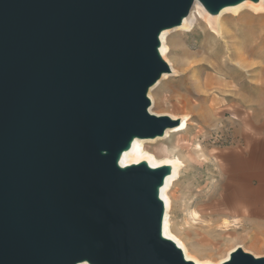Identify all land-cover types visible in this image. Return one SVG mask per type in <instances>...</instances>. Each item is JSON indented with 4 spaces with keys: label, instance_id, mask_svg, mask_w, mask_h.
Instances as JSON below:
<instances>
[{
    "label": "water",
    "instance_id": "1",
    "mask_svg": "<svg viewBox=\"0 0 264 264\" xmlns=\"http://www.w3.org/2000/svg\"><path fill=\"white\" fill-rule=\"evenodd\" d=\"M194 1L0 0V264H194L161 235L169 167L118 165L179 125L147 91L170 72L160 33Z\"/></svg>",
    "mask_w": 264,
    "mask_h": 264
},
{
    "label": "rangeland",
    "instance_id": "2",
    "mask_svg": "<svg viewBox=\"0 0 264 264\" xmlns=\"http://www.w3.org/2000/svg\"><path fill=\"white\" fill-rule=\"evenodd\" d=\"M223 17L214 19L215 32L196 15L184 28L166 34V59L174 73L150 90V110L176 118L187 115L190 120L186 131L146 142L143 153L158 163L181 160L179 175L168 192L169 220L172 233L201 264H216L237 246L255 258L264 257V3L259 12L246 8ZM222 18L224 32L237 35L238 40L247 38L252 55L245 70L227 61L222 47L226 38L219 30ZM208 49L211 54L216 51L211 61L220 72L215 77L232 81V87L221 94L225 104L240 105L243 97L244 105L225 110L216 124L204 127L197 107H206L209 100L200 101L185 90L194 76V60L199 58L193 54ZM217 101L225 109L220 97ZM229 167L234 171L231 185Z\"/></svg>",
    "mask_w": 264,
    "mask_h": 264
},
{
    "label": "bare ground",
    "instance_id": "3",
    "mask_svg": "<svg viewBox=\"0 0 264 264\" xmlns=\"http://www.w3.org/2000/svg\"><path fill=\"white\" fill-rule=\"evenodd\" d=\"M263 3H264V0H257L256 2L251 1V0H243L240 3H237L235 5L223 7L216 14H211L209 11H207V9L198 0H195L192 3V6L189 10L188 15L182 19V22L179 26L171 28V29H165L159 35L158 51H159V54H160L161 58L163 59V61H165L167 63V65L169 66V69H170L169 74L174 73V70H173V67H171L170 63L166 59L167 46L165 45V36L168 32H171V31L176 30V29L184 28L188 22L193 20L192 18L196 17V15H198L202 21L204 19L206 21L205 22L206 25L207 26L210 25L211 28L213 29V31L215 32L216 31L215 28H217V27H214V19L215 18L223 17L227 13H230V14L236 13L237 14V13L244 11L246 8H251V9H253V11L259 12L261 9H263ZM223 18L219 21V30H220V34L222 36H224V38H226V41L224 42L222 47L224 48L225 53L227 54V61H231V62L235 61L236 64L239 66V68L245 70L246 69V60L248 59V57H250L252 55L251 51L247 50V38H243L241 40H238L237 35L228 34V33L224 32V27H223V22H222ZM252 22H254V21H252ZM246 25L248 26L247 23H245L243 26L247 27ZM254 25H255V22L253 23V26ZM253 26H251V28ZM237 45L240 47L239 49H236L235 46H237ZM216 51L218 52L219 48H217ZM212 52H214V51H212ZM215 52L211 54V50L208 49V50H205L203 52H196L193 54L194 57H199V58H197V60H194L195 61L194 66L192 67L194 76L192 77L190 87L185 90L186 93H188V94H192V95L196 94L195 96L200 101H207V99L209 100V103L206 107L202 106V105H199L197 107V110H198L197 118L199 119V121L202 123V125L204 127H209V125H211V124L213 126L214 123L216 124L220 120L219 119L220 114L222 112H224L225 110L233 111L235 107H238L239 109H243L242 106L244 105L243 97L240 98V101H241L240 105L239 104L236 105L234 103L229 104V105L225 104L224 99L221 97V94L226 92L225 89H230L232 87V85H231L232 81H226L219 76L215 77L216 76L215 73L220 72V71L218 72V70H220L217 68L218 65L214 64V62L211 61V60H214L213 56L215 55ZM202 73H203V76L201 78ZM169 74L168 73L162 74L160 79L153 86H151L149 88V90L147 91V97L149 100H150V98H149L150 90L162 78L166 79L167 76H165V75H169ZM219 97L221 99V102L224 103L223 106L225 107V109H223V110H221L220 101L219 102L217 101V99ZM150 102H151V100H150ZM150 109H151V106H149V108H148L149 113L156 115V116H169L173 120L180 121L179 125L175 126L173 128H170V129H166L164 134L160 137H155V138H151V139H140V138H136V137L133 138L132 141L130 142L129 148H127L126 150H124L120 154L119 159H118V165L121 168H124L127 166H131V165H135V164H138L141 162H145L150 168H157V167H161V166L169 167L170 173L165 177L163 185L159 188V198L161 199V201L163 203V208H164L163 218H162V223H161V235L163 238L172 241L181 250L185 260L191 261L194 264H201V262H199L196 259H193L191 257L189 250L184 246L183 242L177 236H175L172 233L171 222L169 220V211L171 208V200H170L168 192H169L170 187L172 186L173 182L175 181L176 177L179 175L178 170L180 168V165L182 164L181 160L177 157V158H173V159H165L162 162L158 163L156 158L151 156V155H149L148 157L143 156L146 142L148 143L149 141L165 139V137L166 138L169 137L170 134H175V133H179L181 131H186L188 128L190 116L185 115V116H182L180 118H176V117L170 116L168 114H155ZM194 109H196V108H194ZM191 111H193V110H191ZM173 152H175V151H173ZM233 174H234V171H232V168L229 167L228 168V174H227L229 185L232 184ZM228 224H229V222H227L225 220V222L223 223V226L226 227V226H228ZM237 248H241V246H237L234 249H232L230 251V253L228 254V256H226L223 260L219 261L216 264H222L225 261H227L229 259V255L233 251H235ZM77 264H87V263L82 262V263H77ZM207 264H212V263L207 262Z\"/></svg>",
    "mask_w": 264,
    "mask_h": 264
},
{
    "label": "crops",
    "instance_id": "4",
    "mask_svg": "<svg viewBox=\"0 0 264 264\" xmlns=\"http://www.w3.org/2000/svg\"><path fill=\"white\" fill-rule=\"evenodd\" d=\"M263 224V223H262Z\"/></svg>",
    "mask_w": 264,
    "mask_h": 264
}]
</instances>
